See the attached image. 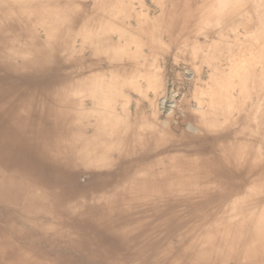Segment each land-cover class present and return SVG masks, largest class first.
Segmentation results:
<instances>
[{
  "label": "bare ground",
  "instance_id": "1",
  "mask_svg": "<svg viewBox=\"0 0 264 264\" xmlns=\"http://www.w3.org/2000/svg\"><path fill=\"white\" fill-rule=\"evenodd\" d=\"M140 2L0 0V264H264V0Z\"/></svg>",
  "mask_w": 264,
  "mask_h": 264
},
{
  "label": "rangeland",
  "instance_id": "2",
  "mask_svg": "<svg viewBox=\"0 0 264 264\" xmlns=\"http://www.w3.org/2000/svg\"><path fill=\"white\" fill-rule=\"evenodd\" d=\"M140 1L141 2L139 4L138 3L135 4V7L138 11L143 9L145 12H148L151 16H155L158 13L159 9L156 6V0H140ZM176 87L182 88V85H176ZM177 88L175 89V87H174L173 90H175L177 92L178 91ZM175 98L172 97V99H175Z\"/></svg>",
  "mask_w": 264,
  "mask_h": 264
}]
</instances>
